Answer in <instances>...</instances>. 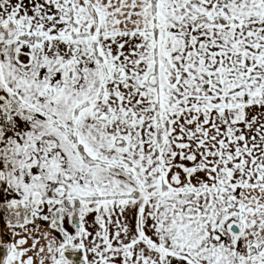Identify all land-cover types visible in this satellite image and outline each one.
Segmentation results:
<instances>
[{
	"label": "snow or ice",
	"instance_id": "6c2138e0",
	"mask_svg": "<svg viewBox=\"0 0 264 264\" xmlns=\"http://www.w3.org/2000/svg\"><path fill=\"white\" fill-rule=\"evenodd\" d=\"M0 264H264V0H0Z\"/></svg>",
	"mask_w": 264,
	"mask_h": 264
}]
</instances>
